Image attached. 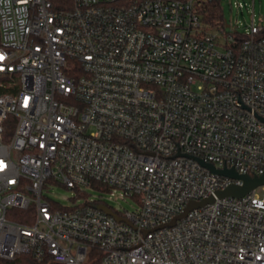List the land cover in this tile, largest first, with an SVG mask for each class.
<instances>
[{
  "label": "built area",
  "instance_id": "built-area-1",
  "mask_svg": "<svg viewBox=\"0 0 264 264\" xmlns=\"http://www.w3.org/2000/svg\"><path fill=\"white\" fill-rule=\"evenodd\" d=\"M66 4L0 0V258L264 264V185L218 197L243 180L194 158L264 173V25L211 26L194 0Z\"/></svg>",
  "mask_w": 264,
  "mask_h": 264
},
{
  "label": "rangeland",
  "instance_id": "rangeland-1",
  "mask_svg": "<svg viewBox=\"0 0 264 264\" xmlns=\"http://www.w3.org/2000/svg\"><path fill=\"white\" fill-rule=\"evenodd\" d=\"M242 3V7H238V3ZM225 16L233 25L239 26L243 31L246 27L250 26L252 21L257 25H264V0H223ZM89 197L100 198L102 197L109 205L115 209H128L130 211L135 209V203L132 199L128 200H112L108 198L104 192L99 189H87ZM48 196L54 199L60 206H73L74 199L77 191L69 189L65 186H53L47 192ZM83 199L77 201L82 203Z\"/></svg>",
  "mask_w": 264,
  "mask_h": 264
},
{
  "label": "water",
  "instance_id": "water-1",
  "mask_svg": "<svg viewBox=\"0 0 264 264\" xmlns=\"http://www.w3.org/2000/svg\"><path fill=\"white\" fill-rule=\"evenodd\" d=\"M227 25H229V23ZM194 158L198 160L202 165L210 168L213 172L220 173V174L230 176V177H237L243 180L242 184H231L225 189L217 191L218 197H228V196L244 197L250 192H252L254 189H256L257 187L264 185V173L254 174L253 176L250 174H241V173H238L237 170L233 167L217 168L214 164L210 162H206L203 158H200V157H194ZM213 201H214V196H210L201 201H195V200L190 201L185 207L183 213L176 216L169 223V225L174 224L177 219L186 216L190 210L205 206L207 203H210ZM95 206L100 209L105 210L106 212L110 214L117 216L109 207L105 205H95Z\"/></svg>",
  "mask_w": 264,
  "mask_h": 264
},
{
  "label": "trees",
  "instance_id": "trees-1",
  "mask_svg": "<svg viewBox=\"0 0 264 264\" xmlns=\"http://www.w3.org/2000/svg\"><path fill=\"white\" fill-rule=\"evenodd\" d=\"M55 8H64L67 0H51ZM196 8L202 19L215 26L222 24L226 18L223 0H194ZM18 220L24 221V218L17 217ZM0 264H43L33 254L24 253L17 255L14 259L5 260L0 258Z\"/></svg>",
  "mask_w": 264,
  "mask_h": 264
}]
</instances>
